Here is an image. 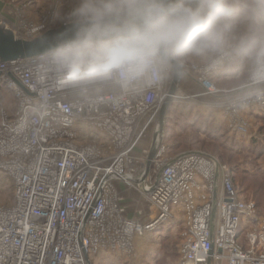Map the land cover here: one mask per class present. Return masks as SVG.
Returning a JSON list of instances; mask_svg holds the SVG:
<instances>
[{
  "label": "built area",
  "instance_id": "built-area-1",
  "mask_svg": "<svg viewBox=\"0 0 264 264\" xmlns=\"http://www.w3.org/2000/svg\"><path fill=\"white\" fill-rule=\"evenodd\" d=\"M225 58L192 66L203 89L186 92L181 85L167 116L184 100L216 97L232 133L248 134L242 111L264 109V90L258 88L264 83L248 80L233 90L216 86L211 78L224 73ZM0 78L18 100L16 114L0 120V175H10L15 190L14 202L0 205V264H89L87 255L91 260L103 250L132 256L138 237L178 213L185 227L176 264L224 258L228 264H264V214L242 197L230 167L213 154L193 149L170 155L164 128L142 180L152 141L144 152L138 146L152 130L153 140L158 129L170 66L156 83L127 92L117 84L87 92L68 89L47 54L0 61ZM237 91V99H222ZM82 120L93 131L77 130ZM119 180L143 189L147 221L126 215Z\"/></svg>",
  "mask_w": 264,
  "mask_h": 264
},
{
  "label": "clouds",
  "instance_id": "clouds-1",
  "mask_svg": "<svg viewBox=\"0 0 264 264\" xmlns=\"http://www.w3.org/2000/svg\"><path fill=\"white\" fill-rule=\"evenodd\" d=\"M70 18L73 31L47 53L68 89L139 91L203 55L244 60L248 80L264 83V0H80Z\"/></svg>",
  "mask_w": 264,
  "mask_h": 264
},
{
  "label": "rangeland",
  "instance_id": "rangeland-1",
  "mask_svg": "<svg viewBox=\"0 0 264 264\" xmlns=\"http://www.w3.org/2000/svg\"><path fill=\"white\" fill-rule=\"evenodd\" d=\"M79 2L80 0H0V24L12 30L14 34L20 38H34L39 36L40 33L33 32V29L43 27V31L41 32L43 33L47 29L56 28L64 23L73 21L70 18V14L73 9L78 6ZM239 26H243L245 27L244 29H246L247 25L246 22H240L238 27ZM244 29H240L239 32H243ZM181 63L187 70L188 66H186L183 61H181ZM190 68L192 69V67ZM240 68V74L242 77L236 75L232 76L231 79L226 80L227 82L231 80V82H228L231 84V86L226 85L227 89L233 90L236 87L242 86L248 81L247 63L243 64V66H241ZM232 80H235L234 82L236 83L233 84ZM7 87V84H5V82L0 78V114L2 112L1 107L3 105H5L6 103H9L10 105L11 100L14 103L13 97L6 89ZM258 88H262L264 90V85L263 87ZM258 88H256V90H258ZM238 92L239 91L234 92L232 95L224 97V99L226 98V100L233 101L238 98ZM7 98L9 102H6ZM215 99L216 97L210 98V100H206V102H214L218 104ZM201 102H203V100H200L198 102L184 100L183 102L177 103L176 105V111L178 115L175 114V117L176 122L178 123H175L171 126V132L169 133L168 140L171 139V142L179 143V146L183 151L193 150L194 146L195 148H199L203 145V143H199L197 146L194 144V131L196 130V128L189 127V121L195 123L198 122L197 124H199L200 127L203 125L208 127L209 124L210 128H214V125L217 122L216 116H214L216 109L212 111L210 104H207V106L204 108L199 104ZM242 115L250 124V134L239 136V134L237 133H232L229 127L228 129H224L223 132L220 129V132L226 134V136L223 137V140L225 142L229 141L228 143L232 144L231 141H233V139L235 138L240 142V148H242L244 145L250 144V139L253 135H256V133L258 132V128L263 124V122L257 119L255 116L253 117L251 114L249 115V112L246 110L242 111ZM227 124L229 125V121ZM76 127L77 130L82 131L83 134H86V132L89 133L94 129L93 126H91L85 120L78 122ZM152 133L153 130L149 132V134L151 135ZM145 141L146 140H144L140 144V146H138L139 151L142 149ZM246 158L247 157L243 153H239L238 156L234 157L231 160H228L226 163L234 164V166H236L238 169V180L250 186L249 191H245L241 185V182L239 184H235L238 190L241 191L242 197L247 200L253 201L257 200L259 197L262 202L260 210L264 214V177L253 176L256 168L251 164L250 160ZM260 165L264 168V159L260 161ZM257 189L260 190L258 193L259 195L257 194V192H255ZM8 199L14 200L15 196H13L10 190H6V188L0 187V202H9ZM173 211L175 212L176 209L174 208ZM179 216L180 217L178 219V223L174 224V222L171 220L164 225L165 228L163 229V234L169 236L170 238V240L167 242V245H169V249H167L168 247H165L164 241L161 240L164 236H162L161 239H158L157 237L151 235L136 242V252L132 256H125L122 254H116L108 250H103L98 254H91L90 257L93 261V264H176L179 258V247L181 244V221L179 220L183 217V214L180 213ZM130 217L133 218V216ZM172 243H175L174 247H170Z\"/></svg>",
  "mask_w": 264,
  "mask_h": 264
},
{
  "label": "crops",
  "instance_id": "crops-1",
  "mask_svg": "<svg viewBox=\"0 0 264 264\" xmlns=\"http://www.w3.org/2000/svg\"><path fill=\"white\" fill-rule=\"evenodd\" d=\"M244 28L245 27H243V26H239L238 31H240V29H244ZM215 58H217V57L210 56V55L190 56V57L184 58L182 61L186 66H188L187 67L188 72H186V74H185V79H184V83H183V90H185L186 92H192V93L201 92L203 87L201 86V84L198 81L199 71L194 70L193 68L191 69L190 67H192L194 65L203 66V65L207 64L211 59H215ZM245 63H247V62L244 60H237L231 56H226L225 60L220 62V66H221L220 69H223V72L225 74H227V78L231 79L232 76H236V75L237 76L239 75V77H240L241 76V74H240L241 68L240 67L243 66V64H245ZM218 75H220V74H216L215 76H218ZM6 89L11 94V96L13 97L14 103L11 100L10 105H9V103L8 104L6 103L5 105H3L1 107L2 112L0 114V120L2 119L4 114H7L9 116H14L17 112V109H18V100L15 96L14 91L8 87ZM227 96H229V95H227ZM227 96H225V97H227ZM8 98H9V96H8ZM8 98L6 99V102L7 101L9 102ZM210 98H215V97H207V98L203 99V102H201L199 104L202 105L204 108L207 106V104L208 105L210 104L212 111H214L216 109L214 116H216L217 122L214 125V128H212V129L215 131H219V132L221 129V131L223 132L224 129H228V127H229V125L227 124L228 120L226 117L225 108L217 107V105L214 102H212V103L206 102V100H210ZM222 99H224V97ZM218 100H219V98L215 99V101H218ZM224 100H226V98ZM255 113L257 114L259 112H256V111L255 112H249V115L251 114L254 117ZM248 134H250V133H248ZM248 134H246V135H248ZM241 135H243V134H239V136H241ZM144 140H146L145 144L142 146V149L139 152H144L149 147V145L151 144V141H152V135L148 134L144 138ZM228 142H227V144H229ZM231 142H236L237 145L240 144V142L238 140H236L235 138ZM116 186L119 190L121 205H122V208H123L124 212L126 213V215H128L129 217L133 216V218L139 219V220L144 221V222L147 221L148 220V214H149V203H148V199H147L146 195L143 192V189L138 185L130 186L128 183H126L124 181H120V180L116 181ZM0 187L6 188V190H10V192H12L13 196H15L14 182H13V179L10 175L4 174V173L0 175ZM8 201L9 202L2 201V202H0V205H9V204L14 202L13 199H8ZM260 212H261V210H260ZM261 214H263V213L261 212ZM179 215H180V213H178L176 215L177 220H176V218H174L172 220L174 222V224L178 223V219L180 217ZM184 220H185L184 216L182 218H180V220H179V221H181V223H180V225H181V227H180V238H181V233L185 227ZM164 225L160 226L159 228H157V230H155V231H153V232H151V233H149L143 237H138L136 239L135 243L138 242L139 240H142V239L149 237L151 235L157 237L158 239H161L162 236L164 235V234H162L164 232L163 229L165 228ZM213 264H228V261L226 258H224L222 261H214Z\"/></svg>",
  "mask_w": 264,
  "mask_h": 264
},
{
  "label": "trees",
  "instance_id": "trees-1",
  "mask_svg": "<svg viewBox=\"0 0 264 264\" xmlns=\"http://www.w3.org/2000/svg\"><path fill=\"white\" fill-rule=\"evenodd\" d=\"M242 77V76H241ZM230 78H227V74L223 73L218 76H214L211 78V81L218 87L220 88H226L227 86H231L230 81H226ZM233 84L236 83L234 82L235 80H232ZM176 106H173L166 119V125H165V143L168 146V153L170 155H175L181 151V147L179 146V143L177 142H171L168 140L169 138V133L171 132V126L174 125L176 122V117L175 114L178 115L176 111ZM176 111V112H175ZM255 117L259 119L260 121L263 122L262 125L258 128V132L256 135H253L252 138L250 139V144L244 145L242 148H240L237 143L232 142V144H227L223 140V137L226 136V134L221 133L219 131H215L212 128H210L209 124L208 127L206 126H199V124L195 122H188L189 127H195L196 130L195 132V138H194V144L197 146L199 143H203V145L199 148L193 147V149L205 151L208 153L213 154L216 158L220 160L223 164L229 165L231 169V175L234 184L240 183L242 187L244 188L245 191H249L250 186L246 185L245 183H242V181H239L237 178V173L238 169L234 164H227L226 162L228 160L233 159L234 157L238 156L239 153H243L248 159L250 160L251 164L255 166L256 170L253 174V176L256 177H264V168L260 165V161L264 159V109L260 110L259 113H255ZM168 134V135H167ZM239 146V147H238ZM210 148V149H208ZM236 172V174H235ZM262 179V178H261ZM244 182V181H243ZM240 185V186H241ZM236 186V185H235ZM260 190H256L257 194L259 193ZM241 193V191H240ZM259 195V194H258ZM257 206L260 208L262 206L261 199L258 197L257 200H255ZM164 237L161 239L165 243V247L167 248L169 245H167V242L170 240L169 236L163 235ZM175 243H172L170 247H174ZM169 249V247L167 248ZM176 253V251H175Z\"/></svg>",
  "mask_w": 264,
  "mask_h": 264
},
{
  "label": "water",
  "instance_id": "water-1",
  "mask_svg": "<svg viewBox=\"0 0 264 264\" xmlns=\"http://www.w3.org/2000/svg\"><path fill=\"white\" fill-rule=\"evenodd\" d=\"M73 29L74 23L73 21H69L59 27L47 29L37 37L26 39L16 36L12 30L0 24V61L25 59L47 54L48 51L58 42V38L70 35ZM169 66L172 68L169 95L159 115L158 129L153 135L152 144L148 154L146 173L142 180H144L150 172L153 160L157 153L161 135L164 132L167 112L173 102V96L178 92L181 85H183V80L187 72L181 62L179 64L173 62ZM87 259L89 264H92L89 255H87Z\"/></svg>",
  "mask_w": 264,
  "mask_h": 264
},
{
  "label": "bare ground",
  "instance_id": "bare-ground-1",
  "mask_svg": "<svg viewBox=\"0 0 264 264\" xmlns=\"http://www.w3.org/2000/svg\"><path fill=\"white\" fill-rule=\"evenodd\" d=\"M35 29H33V31H34ZM41 34V33H40ZM192 88V87H191ZM231 98H233V97H231ZM228 99V98H227ZM158 233V232H157ZM163 234V233H162ZM161 237V236H160Z\"/></svg>",
  "mask_w": 264,
  "mask_h": 264
}]
</instances>
